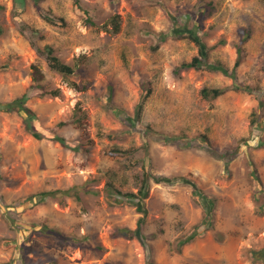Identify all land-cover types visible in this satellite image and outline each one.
<instances>
[{"label": "rangeland", "instance_id": "obj_1", "mask_svg": "<svg viewBox=\"0 0 264 264\" xmlns=\"http://www.w3.org/2000/svg\"><path fill=\"white\" fill-rule=\"evenodd\" d=\"M80 1L99 27H111L117 15L119 32L88 26L73 0H26L17 14L13 0H0V264H146L138 239L113 234L121 225L134 228L140 213L128 202H115L104 189L105 172L113 171L120 189L136 191L143 165L154 173L188 176L215 199L212 224L177 251V239L201 224L204 207L188 184L151 181L143 230L154 264H264L250 256L251 249L264 247V210L258 212L259 201L253 198L258 194L264 201V189L249 172L253 165L264 182V146L257 145L264 137V0H213L214 8L202 0ZM45 15L63 20L50 23ZM171 16L197 31L208 46V62L231 67L236 52L230 41L247 37L237 75L261 89L203 98V86L222 87L232 79L207 68L174 72L198 48L188 38H169L153 48L154 36L171 29ZM20 21L42 29L40 45L52 44L65 61L85 64L87 70L65 78L49 69L18 31ZM33 64L44 72L46 88L57 90L26 100L36 113L33 126L43 133L41 139L26 132L15 110L5 109L32 82ZM142 80L151 83V91L132 127L105 106L112 102L132 113L142 98ZM75 110L83 116L82 125L51 130ZM253 111L258 116L254 126ZM128 127L131 132H125ZM180 131L189 136L182 144L165 141ZM200 133L209 136L218 154L196 140ZM56 134L69 146L53 140ZM249 135L253 140L239 141ZM77 144L89 147L87 156L74 148ZM112 144L140 148L131 156H102L101 149ZM131 159L138 163L128 165ZM70 186L81 191V199L61 192L41 203L27 199L40 190ZM43 225L83 239L61 241Z\"/></svg>", "mask_w": 264, "mask_h": 264}, {"label": "trees", "instance_id": "obj_2", "mask_svg": "<svg viewBox=\"0 0 264 264\" xmlns=\"http://www.w3.org/2000/svg\"><path fill=\"white\" fill-rule=\"evenodd\" d=\"M204 2V5L210 6L211 8H214V5L212 4L213 0H202ZM26 4V0H13V8L14 11L13 14H17L19 11L17 9L19 7L23 8ZM74 9L82 15V18L84 19V22L88 26H97L99 25L94 21V19L91 16L90 10L88 7L84 6L80 0H73ZM47 14H50L47 12ZM45 20L50 23H55L56 20H63L62 17H58L56 15H45ZM171 25L170 30L168 31H160L159 33L154 36V39L156 41V44L153 46V48H157L160 44V42L166 41L169 38L174 39H182V38H188L189 40L193 41L197 48H198V54L193 55L190 60H182L180 61L174 68V72H178L180 69H188L193 68L196 70L207 68L211 70H220L225 75H228L231 77L232 81L230 84L226 86H203L200 89V94L203 98H215L222 93H224L227 90H234V91H245L248 93H255L258 90L261 89V86L258 83H251V82H245L241 81L238 78L237 72L238 67L245 61L246 59V47L245 42L246 38H242L239 40H231L230 44L235 48L236 56L234 58L233 65L230 67L219 60H216L215 62H208L207 57V49L208 46L205 44V42L201 39V37L198 35L196 30H193L192 28H188L185 25L179 23L175 20L174 16H171ZM17 29L18 31L24 35L31 47L34 49L36 54L42 58L47 67L59 74H61L65 78H69L71 75L84 73L87 70V67L85 64H75L71 62L65 61L61 56L55 53V48L50 43H44L43 45H40L38 43L39 39L44 38V34L42 29L32 26L28 23L18 22ZM102 30H109L113 33L119 32L120 30V21L118 19V16L115 15L111 18V27H108L106 23H102L99 27ZM2 32V29L0 27V33ZM219 42H225L224 39H220ZM31 77L32 82L28 85L27 89L22 93L21 95L13 98L11 101H7L5 103V109L6 110H15L19 115H21L22 123L24 126V129L26 132L30 133L33 137L41 139L44 137L43 133H41L39 130H37L33 126V119L36 117L35 111L26 104V100L30 96H40L43 97L47 93L57 94V90H48L46 87L45 82H43L44 79V72L41 70V68L37 64L32 65V71H31ZM72 86L77 88H82L81 85H79L75 81L70 82ZM148 86L145 85V80H142L140 82V89H141V99L137 100L134 104L132 113H127L124 109H122L120 106L112 103L107 102L106 106L109 111L114 114L117 118H119L123 122H128L132 127H134V124L136 121L140 118V112L143 107V101L144 98L147 97L150 94L151 91V83L147 80ZM110 89L112 86L109 87ZM105 108V109H107ZM83 116L81 113H79L77 110L74 111L73 115L70 117H66L61 119L56 126H54L51 130L54 132H57V129L60 127H63L69 123H76L79 125H82ZM258 116L255 111H253V117L251 118V125L254 126L257 123ZM148 129H152V127H147ZM125 132H131V128L128 127L125 129ZM103 134V132L101 133ZM189 136L184 131H180L175 135L174 137H166L165 141H172L174 143H183L182 141L186 140ZM198 139L201 142L206 143V146L211 147L210 144V138L206 133H200L196 135ZM53 140L58 141L63 146H69L66 142V138L63 135L56 134L53 137H51ZM253 140V136L249 135L248 137H242L239 139V141L247 142ZM258 146H264V137L259 138L257 141ZM74 148H76L78 151L88 155L90 152L89 147H85L83 144H77ZM140 146L136 145H130L128 147H123L121 145L112 144L110 146L103 147L101 149V155L102 156H131L134 152H136ZM211 151L213 153L218 154V151H215L213 147H211ZM221 155V153L219 154ZM224 156V155H223ZM138 163V160L131 159L128 165H135ZM251 163V162H250ZM251 165V164H250ZM252 169H250L251 178L255 179L258 186H260L262 189H264V182H262L259 172L256 168L251 166ZM106 182H105V191L106 195H110L113 197L114 201L117 203L122 202H128L135 206V209L137 212L140 213L139 217L136 221V226L134 228L128 226V225H121L118 226L113 234L115 235H122L127 238H136L140 241V243L145 247L146 249V264H154V259L151 255V243L148 240V235L144 232L143 227L146 222L147 218V207L145 206V199L148 196L149 192V185L151 181L155 183H164V184H173L176 181L188 184L192 187V190L194 194L198 197L199 201L201 202L202 206L204 207V216L202 219V222L199 226H196L194 230L189 233L188 235H185L184 237H181L177 239L175 243V249L177 251L180 250V248L192 241L197 236H202L206 230L209 228V226L212 224V210L215 206V199L205 194L203 191H201L196 183H194L188 176L185 175H179V176H168L165 174H159L154 173L151 171L150 168H147V165H143V171L140 178V184L136 191H123L120 189L116 183H115V177L113 171H106ZM57 192H61L62 194L71 195L74 196L77 200L81 199V191L73 186L67 187V188H59V189H50V190H40L37 192H34L27 196V199L33 202L41 203L43 200L48 196H53ZM83 192H97L96 190L92 189H85ZM254 200L259 201L257 202V210L259 213H261L264 210V201H261L258 194H254ZM10 222H14V219H9ZM44 228H46V232L58 237L61 241H73L77 242V240L83 239L75 234H67L60 229L56 227H49L47 225H43ZM81 241V240H80ZM78 241V242H80ZM81 243V242H80ZM99 247V246H98ZM251 258L253 261H260L264 260V247L260 249H251L250 250ZM4 264H11V262H6Z\"/></svg>", "mask_w": 264, "mask_h": 264}]
</instances>
